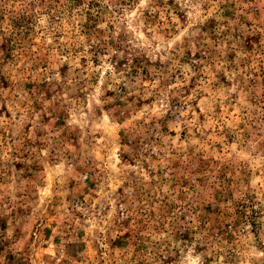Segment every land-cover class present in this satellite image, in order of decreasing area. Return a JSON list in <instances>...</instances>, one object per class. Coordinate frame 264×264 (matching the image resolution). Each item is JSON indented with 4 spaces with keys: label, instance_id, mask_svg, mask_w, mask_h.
<instances>
[{
    "label": "rangeland",
    "instance_id": "1",
    "mask_svg": "<svg viewBox=\"0 0 264 264\" xmlns=\"http://www.w3.org/2000/svg\"><path fill=\"white\" fill-rule=\"evenodd\" d=\"M0 264H264V0H0Z\"/></svg>",
    "mask_w": 264,
    "mask_h": 264
}]
</instances>
